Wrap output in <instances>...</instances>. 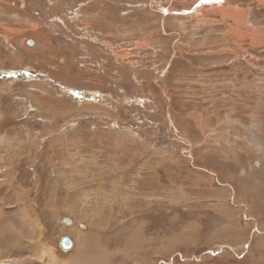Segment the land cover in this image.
Segmentation results:
<instances>
[{"label":"rangeland","instance_id":"rangeland-1","mask_svg":"<svg viewBox=\"0 0 264 264\" xmlns=\"http://www.w3.org/2000/svg\"><path fill=\"white\" fill-rule=\"evenodd\" d=\"M219 1L0 0V264H264V0Z\"/></svg>","mask_w":264,"mask_h":264},{"label":"bare ground","instance_id":"bare-ground-1","mask_svg":"<svg viewBox=\"0 0 264 264\" xmlns=\"http://www.w3.org/2000/svg\"><path fill=\"white\" fill-rule=\"evenodd\" d=\"M219 0H217V2H218ZM205 2H207V3H210V5H211V10H213V9H215L214 7H216V5L217 4H215V6H213V4L214 3H216V0H205ZM211 2H213V4L211 3ZM220 2V1H219ZM217 10H220L221 8H216ZM232 14V13H231ZM239 15V14H238ZM224 17H226V16H224ZM236 17V16H235ZM32 222V221H31ZM32 224V223H31ZM72 241H73V239H71ZM75 245V243H74V241H73V246ZM73 246H72V248H73ZM46 251V250H45ZM45 251H42L43 252V254H44V252ZM40 254V253H39ZM95 259H96V261H95V264H99V263H101L102 262V260H103V256H102V254H100V255H97L96 257H95ZM79 262H80V264H86L85 262H87V261H85V260H79Z\"/></svg>","mask_w":264,"mask_h":264},{"label":"water","instance_id":"water-1","mask_svg":"<svg viewBox=\"0 0 264 264\" xmlns=\"http://www.w3.org/2000/svg\"><path fill=\"white\" fill-rule=\"evenodd\" d=\"M33 41L30 40V43L29 44H32ZM69 218H67L66 222L67 223H70V221L68 220ZM61 245H62V248L65 249V250H69L72 245H73V241L71 240L70 237L66 236V237H63L62 240H61Z\"/></svg>","mask_w":264,"mask_h":264}]
</instances>
